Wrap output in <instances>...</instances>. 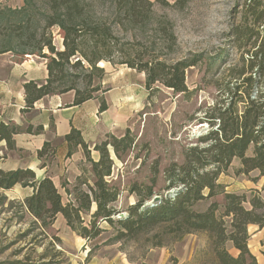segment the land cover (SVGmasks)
Listing matches in <instances>:
<instances>
[{"label": "trees", "instance_id": "obj_1", "mask_svg": "<svg viewBox=\"0 0 264 264\" xmlns=\"http://www.w3.org/2000/svg\"><path fill=\"white\" fill-rule=\"evenodd\" d=\"M31 1L24 0L21 8L0 7V53H34L26 52L24 48L27 47L38 52L46 47L50 53L38 54L46 59L45 82L30 80L23 85V112L47 95L73 91L75 105L98 96L95 93L100 89L99 85L90 88L88 85L93 75L101 78L104 73V69L97 66L99 61L124 64L143 72L146 89L160 83L177 93L188 92L185 70L195 66L201 60V54L173 62L156 56L144 57L139 52L131 54V50L125 47L129 43L121 42L114 32V27L122 28L125 23L140 27L151 21L155 24L161 44L164 43L171 50L176 44L172 22L165 16L155 17L152 12L154 1L169 5L166 0H105L113 11L109 17L96 12L95 5L99 0H47V11L37 13L43 21L39 40H36V29L31 28ZM184 3L185 0H176L172 5L183 7ZM231 17L234 21L226 36L239 51L240 66L238 69L234 66L225 69L222 101L216 108L217 113L207 118L210 126L216 127L198 138V142L204 145L197 144L185 149L181 163L173 162L164 168L165 190H173L172 194L154 192L158 174L155 170L150 183H132L129 187V192L136 195V202L127 208V216L113 218L116 211L112 203L117 200L119 189L106 180L112 164L107 145H112L116 152L120 144L123 150H127L132 138L128 130L120 138L107 135L110 141L104 140L94 145L99 158L93 161L87 145L74 128L65 136L67 156L78 145L82 148L85 160L90 163L92 184L81 179V174L77 176L73 186L74 198L64 203L50 177L35 181L32 170L18 168L11 171L0 169V188L10 189L17 183L31 186L32 194L23 200V204L33 217V223L46 226L60 214L66 225L86 240L100 234V221L115 227V240L150 235L148 239L152 240L151 245L157 247L162 245V235L169 234L179 240L186 234L205 233L215 264H259L248 248L247 226L256 224L259 229L264 228V215L256 211L264 207V180L262 198L256 194L247 197L245 194L227 192L224 185L218 182V177L227 171L232 159L237 158L240 166L235 170L236 174L247 175L256 171L255 180L264 178V0H237ZM51 26H57L62 34V50L54 48L49 36L43 38L44 30ZM17 48L21 51H16ZM72 57L76 58L73 62ZM84 63L90 68L84 74L88 78V88L80 89L74 82L68 84L65 79L66 66L84 68ZM105 109V101L100 99L99 111ZM41 129V126L33 128L30 125L20 129L0 123V140L4 139L7 148H12L14 134L21 131L38 133ZM53 152V147L45 142L38 151V157ZM219 194L224 198L222 205L211 201L204 209L195 208L197 203ZM154 196H158V200L145 205ZM245 202L249 203V209L245 208ZM93 203L95 209L89 221L85 222L84 216L89 213ZM227 242L236 249V255L227 250ZM44 258L45 255H41L39 260ZM41 263L54 262L50 257Z\"/></svg>", "mask_w": 264, "mask_h": 264}, {"label": "rangeland", "instance_id": "obj_2", "mask_svg": "<svg viewBox=\"0 0 264 264\" xmlns=\"http://www.w3.org/2000/svg\"><path fill=\"white\" fill-rule=\"evenodd\" d=\"M166 1L169 5L154 1L152 12L155 17L165 16L172 22L176 44L171 50L165 47L164 43L161 44L155 24L151 21L140 27L125 23L122 28L114 27V32L121 42L129 43L125 47L131 50V54L139 52L144 57L156 56L167 62L201 54V60L185 70L188 92L177 93L160 83L146 89L143 72L108 61L97 63V66L104 69V73L101 78L93 75L88 85L89 88L99 85L100 89L95 94L110 89L113 92H127L128 104L120 108L126 115L124 126L120 132L106 134L99 142L110 141L107 135L120 138L127 130L132 138L127 150H123L122 144L117 152L113 150L112 145H107L112 164L110 176L106 177V180L119 189L117 200L112 203L116 211L113 216L115 219L126 217L127 208L136 202V195L129 192L131 184L150 183V177L155 170L158 174L154 192L162 195L173 193V190H165L164 168L173 162L181 163L185 149L197 144L204 145L198 142V138L216 127H211L207 118L217 113L216 108L222 101V78L225 69L229 66L238 69L240 66L239 51L226 36L234 21L231 11L237 0H185L183 7L173 6L176 0ZM46 2L47 0H32L30 3L31 28L37 31L36 40L41 37L43 25L37 13L47 11ZM8 4L12 2L0 0V7L9 8ZM95 10L106 17L111 16L113 12L110 3L105 0L97 1ZM48 36L56 50L63 49L62 34L57 26L44 30L43 38ZM24 50L34 52L32 54L36 56L50 54L46 47H43L41 52L31 47ZM16 51L21 49L17 48ZM75 59L72 57V62ZM84 68L66 66V82H74L80 89L88 88V78L84 74L90 68L86 63ZM81 166L84 168V171H81V179H86L88 184H92L90 163L85 160ZM239 166V160L233 158L227 171L219 175L218 182L224 185L227 192L245 194L247 197L256 194L263 198L261 186L264 178L255 180L256 171L247 175L236 174L235 170ZM75 183L76 178L72 183L60 178L57 189L64 203L74 198ZM82 188L86 189L85 185H82ZM211 201L222 205L223 195L219 194L199 202L195 208L204 209ZM151 202L152 200H149L145 205ZM20 206L16 200L0 202V262L6 264L17 261L42 264V261L50 257L54 262L52 264H88L93 255L119 256L134 264H215L205 233L186 234L179 240L169 234L162 235V245L157 247L151 245L152 240L148 239L150 235L115 240V227L106 221H100V234L86 240L73 232L60 214L51 224L42 226L38 222L33 223L31 217L24 215ZM244 206L250 208L248 202H245ZM221 210L220 207L219 211ZM256 211L264 215V207ZM91 213L90 208L89 213L84 216L85 222L89 221ZM258 228L256 224L247 226V244L250 252L255 254L257 262L263 264L264 232L257 235L259 231L262 232L257 230ZM226 248L235 255L230 242L226 243ZM41 255H45V258L39 260Z\"/></svg>", "mask_w": 264, "mask_h": 264}, {"label": "crops", "instance_id": "obj_3", "mask_svg": "<svg viewBox=\"0 0 264 264\" xmlns=\"http://www.w3.org/2000/svg\"><path fill=\"white\" fill-rule=\"evenodd\" d=\"M9 1L12 4H8V6L13 9L23 6V0ZM173 1L171 0V2ZM46 78L45 58L11 51L0 53V123L14 125L20 129H24L28 125L33 128L37 126L42 128L38 133L21 131L14 134L12 148H7L4 139L0 140V169L3 171L18 168L30 169L34 172L35 181L48 176L57 187L61 177L66 182L72 183L81 174V165H84L85 161L83 150L79 145L73 149L70 156H67L68 143L65 136L71 128L79 132L81 139L87 145L90 158L93 161L98 160L99 153L93 147L106 134L120 132L126 116L120 108L128 104V97L125 90L113 92L110 89L75 105L73 104L74 92L67 91L43 96L33 104L31 109L23 112L22 109L25 105L24 83L30 80L43 83ZM100 99H103L106 104V109L103 111H99ZM45 142L53 147L54 152L38 157V151ZM32 191L31 186H22L19 183L10 189L0 188V202L18 201L23 214L33 219L23 204V200L31 195ZM94 209L95 204L93 203L91 210ZM257 230L262 231H259L257 235L264 232V228ZM232 249L236 255V249L233 247ZM253 255L255 256V254ZM0 264L6 263L0 262ZM9 264L26 263L17 261ZM88 264L134 263L114 255H93Z\"/></svg>", "mask_w": 264, "mask_h": 264}, {"label": "water", "instance_id": "obj_4", "mask_svg": "<svg viewBox=\"0 0 264 264\" xmlns=\"http://www.w3.org/2000/svg\"><path fill=\"white\" fill-rule=\"evenodd\" d=\"M158 198H159L158 196H154L152 201H156V200H158Z\"/></svg>", "mask_w": 264, "mask_h": 264}]
</instances>
